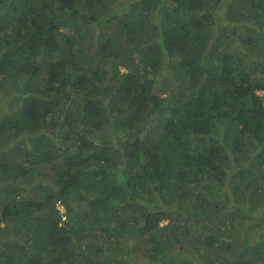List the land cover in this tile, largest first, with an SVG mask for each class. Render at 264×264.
<instances>
[{
    "label": "trees",
    "instance_id": "1",
    "mask_svg": "<svg viewBox=\"0 0 264 264\" xmlns=\"http://www.w3.org/2000/svg\"><path fill=\"white\" fill-rule=\"evenodd\" d=\"M259 92L264 0H0V264H264Z\"/></svg>",
    "mask_w": 264,
    "mask_h": 264
},
{
    "label": "rangeland",
    "instance_id": "2",
    "mask_svg": "<svg viewBox=\"0 0 264 264\" xmlns=\"http://www.w3.org/2000/svg\"><path fill=\"white\" fill-rule=\"evenodd\" d=\"M119 5V3H111V6H114V7H116L117 8V6ZM239 50H241V48H239ZM123 71H126V69H122ZM176 90V87L173 85V86H171V87H169V88H167L165 91H166V93H164V95L165 96H168V95H170L173 91H175ZM259 94H261V95H264V92H259ZM133 257V256H132Z\"/></svg>",
    "mask_w": 264,
    "mask_h": 264
},
{
    "label": "clouds",
    "instance_id": "3",
    "mask_svg": "<svg viewBox=\"0 0 264 264\" xmlns=\"http://www.w3.org/2000/svg\"><path fill=\"white\" fill-rule=\"evenodd\" d=\"M123 69V68H122ZM122 72H126V71H123ZM166 97V96H164ZM56 209L59 211V215L65 219V213H66V210H65V206L62 202L58 201L56 202Z\"/></svg>",
    "mask_w": 264,
    "mask_h": 264
}]
</instances>
